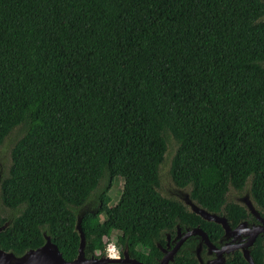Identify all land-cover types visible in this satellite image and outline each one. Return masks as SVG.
<instances>
[{
	"label": "trees",
	"instance_id": "trees-1",
	"mask_svg": "<svg viewBox=\"0 0 264 264\" xmlns=\"http://www.w3.org/2000/svg\"><path fill=\"white\" fill-rule=\"evenodd\" d=\"M0 146V249L17 256L45 234L74 259L83 207L86 257L111 240L154 264L177 226L215 242L219 224L159 192L165 161L232 228L253 217L229 187L264 217V1L0 0ZM195 238L171 264H197ZM250 255L264 264L261 236Z\"/></svg>",
	"mask_w": 264,
	"mask_h": 264
},
{
	"label": "water",
	"instance_id": "water-1",
	"mask_svg": "<svg viewBox=\"0 0 264 264\" xmlns=\"http://www.w3.org/2000/svg\"><path fill=\"white\" fill-rule=\"evenodd\" d=\"M241 201L242 202L239 204L244 205L245 208L252 215H254V217L258 221V224H251L248 226L247 221L244 220L239 222L234 228H231L224 215H219L217 213L205 210L190 199L189 193L186 194L184 203H182L187 205L192 212L199 215L202 219L206 221H213L221 225L224 230L223 237L227 239L232 237V241L234 242L225 244L222 247H215L211 242H209L206 233L201 228L197 226L187 228L185 232L182 233V235L179 232L176 233L175 238H173L172 240V243H174L175 240V245H173L171 249L167 250L170 244L168 243V241L166 242V246L161 249L163 251V256L155 264H170L173 261L179 246L186 239V237L190 235L199 236V244L195 249V254L197 255L200 252L202 243H204L207 246L208 250L212 249L220 254L218 264H223L225 261V255L233 253V251L236 249H239L241 251L244 260L248 264H254L250 255L249 247L252 246L256 236L259 233H264V219L260 216L258 210L255 208L249 196V193H246ZM84 210H86V208L83 207L79 215L77 216L75 229L77 230L79 235V245L77 248V255L71 261L64 260L56 244L51 241L48 235L43 234L44 243L42 245L34 249H29L21 255L17 256L11 251H4L0 249V264H144L143 262L130 257L127 252L126 246L122 250L121 257L118 258L109 257L106 253L100 255L99 257H86L84 253L85 236L80 227V220ZM8 224L9 220L0 225V231L7 227ZM242 234L244 239H241L240 242L237 243ZM166 239H169L168 234L166 236ZM157 245L159 248L161 247V245Z\"/></svg>",
	"mask_w": 264,
	"mask_h": 264
},
{
	"label": "rangeland",
	"instance_id": "rangeland-1",
	"mask_svg": "<svg viewBox=\"0 0 264 264\" xmlns=\"http://www.w3.org/2000/svg\"><path fill=\"white\" fill-rule=\"evenodd\" d=\"M173 145V144H171ZM168 149H170V143L168 145ZM6 149L4 146H0V175L2 174V169H3V165L2 162L4 161V159H6ZM159 192L163 195V196H167V197H172L175 198L177 200H180L181 202L184 203V198L185 195L189 193V189L188 188H178L173 181L171 180L169 173H168V161H165L164 163H162L159 167ZM121 185H122V180L121 179H117L114 178L113 180V185L109 191L110 197H111V201L110 204L115 203L118 194L121 190ZM248 193L247 190L243 189L241 191H238L232 187H229V190L226 194V199L229 201H234L237 203H241V199L245 196V194ZM187 206V205H186ZM116 249V250H114ZM119 249L115 243L113 241H109L106 244V254L109 253H119Z\"/></svg>",
	"mask_w": 264,
	"mask_h": 264
},
{
	"label": "flooded vegetation",
	"instance_id": "flooded-vegetation-1",
	"mask_svg": "<svg viewBox=\"0 0 264 264\" xmlns=\"http://www.w3.org/2000/svg\"><path fill=\"white\" fill-rule=\"evenodd\" d=\"M244 206V205H243ZM245 207V206H244ZM246 209V208H245ZM247 210V209H246ZM258 210V209H257ZM247 212L248 213H250L248 210H247ZM258 212H259V210H258ZM251 214V213H250ZM259 214H260V212H259ZM252 215V214H251ZM260 216L264 219V217L260 214ZM252 217H253V221H247V220H245V221H247V225L249 226V225H251V224H258V221L256 220V218L254 217V215H252ZM244 221V220H243ZM213 222V221H212ZM218 224V223H217ZM230 225V224H229ZM221 226V225H220ZM188 227H185L183 230H181L179 227H176V230H175V233H174V235L173 236H170L169 234V239H166V242L168 241V243L170 244L169 245V247L167 248V250H169V249H171L172 247H173V245H175V240H174V243H172V240H173V238H175V235H176V233L177 232H179L181 235H182V233H184L185 232V230L187 229ZM222 228V227H221ZM232 228V227H231ZM234 228V227H233ZM181 235H180V237H181ZM207 235V234H206ZM223 235H224V230H223V228H222V234L215 240V242H213V241H211V240H209V238H208V235H207V238H208V240H209V242H211L215 247H222V246H224L225 244H228V243H231V242H234V241H232V237L231 238H225V237H223ZM167 236V235H166ZM257 236H261L262 238H263V241H264V233H259ZM256 236V237H257ZM196 237V238H195ZM189 238H195V245H194V247L193 248H191L192 250H193V253H194V256H195V258H196V260H197V264H218V262H219V258H220V254L219 253H217L216 251H214V250H212V249H210V250H208V248H207V246L204 244V243H202V245H201V249H200V252L198 253V255L197 254H195V249H196V247L198 246V244H199V236H196V235H190V236H187L186 237V239L182 242V244L179 246V248L177 249V251H176V254H177V252H178V250L179 249H182V246L184 245V243L189 239ZM179 239V238H178ZM241 239H244V237H243V234L241 235V237H240V239H238V241H237V243H239L240 242V240ZM256 239V238H255ZM255 241V240H254ZM254 243V242H253ZM253 245V244H252ZM166 246V243H165V245L164 246H161L159 249H160V252H161V257L163 256V251L161 250V249H163V247H165ZM250 248H251V246L249 247V250H250ZM235 251H239L240 253H241V251L239 250V249H236V250H234L233 251V253L235 252ZM233 253H229V254H227V255H225V261H226V258H227V256H229V255H232ZM175 254V255H176ZM242 254V253H241ZM108 255V254H107ZM118 257H121V254L120 253H118L117 254V257H115V258H118ZM160 257V258H161ZM243 257V256H242ZM160 258L155 262V263H157L159 260H160ZM174 260V259H173ZM225 261H224V263H225ZM173 262V261H172ZM171 262V263H172ZM154 263V264H155ZM170 263V264H171ZM223 263V264H224Z\"/></svg>",
	"mask_w": 264,
	"mask_h": 264
},
{
	"label": "built area",
	"instance_id": "built-area-1",
	"mask_svg": "<svg viewBox=\"0 0 264 264\" xmlns=\"http://www.w3.org/2000/svg\"><path fill=\"white\" fill-rule=\"evenodd\" d=\"M114 250H116V249H114ZM114 250H113V253L108 254L109 257H113V258L117 257V253H114Z\"/></svg>",
	"mask_w": 264,
	"mask_h": 264
}]
</instances>
